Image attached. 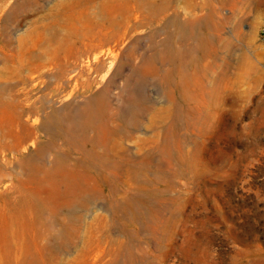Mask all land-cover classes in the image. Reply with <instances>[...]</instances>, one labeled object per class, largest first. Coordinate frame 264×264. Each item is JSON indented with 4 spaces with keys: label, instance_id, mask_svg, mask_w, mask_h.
Wrapping results in <instances>:
<instances>
[{
    "label": "rangeland",
    "instance_id": "374dc122",
    "mask_svg": "<svg viewBox=\"0 0 264 264\" xmlns=\"http://www.w3.org/2000/svg\"><path fill=\"white\" fill-rule=\"evenodd\" d=\"M121 1L0 0V264H264V0Z\"/></svg>",
    "mask_w": 264,
    "mask_h": 264
},
{
    "label": "bare ground",
    "instance_id": "6f19581e",
    "mask_svg": "<svg viewBox=\"0 0 264 264\" xmlns=\"http://www.w3.org/2000/svg\"><path fill=\"white\" fill-rule=\"evenodd\" d=\"M229 2L233 5V7H235L237 4V0H229ZM112 4H115L117 7L120 8V10L122 12H125L126 9L123 7V5H124L123 1L113 0ZM166 5H167L166 1L162 0L161 6H159L158 7L159 9L155 12V14H157L156 15V22H155L156 24L161 23L167 17L166 12H165L167 9ZM204 5L209 7V3H207V2H205ZM134 9H136V8H134ZM135 18H137V16ZM171 23L174 24L180 30H185L188 27V24L186 22L181 21L179 14L175 11H174V14L172 15ZM206 53H208V52H206L204 50L205 55H206ZM94 60H95V62H98V59H94ZM93 70L95 71V67L92 68L90 63L86 62L84 64V69H81L79 73L81 75H84L87 78L88 75L91 72H93ZM89 82H90L89 80H86V84L88 86H90L89 84L91 83V82L90 83ZM107 114H108V112H107ZM107 114H106L104 108L102 110H101V108H98L93 115H89V112L86 111V109H85L81 114L78 113L75 116L66 117L64 120L61 121L62 128H63V136L65 138L66 143L78 152H86V149H85L86 144L89 146V149L98 148V149H101L102 151H104V153H105V151L107 152L108 143H109V140H110L112 133L118 131L117 128H111V126L109 124V121H110L109 119L112 118L113 115L109 116ZM132 114H133L132 111L128 113L129 116H131ZM92 118H97V119L99 118V119H102V121L98 124L97 127H92V123H90V119H92ZM54 122H56V121H54ZM56 123H54V124H56ZM132 125L134 127H136L137 123H135V121H133ZM89 132H93V134L89 135ZM97 159L99 160V162H103L106 159V155L105 156H103V155L97 156ZM70 186H71L69 188L70 190L68 191L69 196L72 194L73 187L75 185H70ZM34 208H35V212L38 213L40 210L39 205L34 204Z\"/></svg>",
    "mask_w": 264,
    "mask_h": 264
}]
</instances>
